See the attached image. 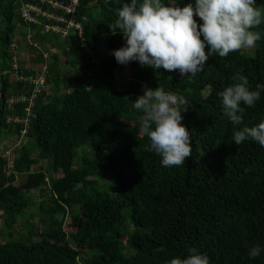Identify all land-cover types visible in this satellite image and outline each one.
Segmentation results:
<instances>
[{"label": "trees", "instance_id": "1", "mask_svg": "<svg viewBox=\"0 0 264 264\" xmlns=\"http://www.w3.org/2000/svg\"><path fill=\"white\" fill-rule=\"evenodd\" d=\"M28 2L39 4L0 0V138L28 139L12 164L0 154V264H168L191 249L209 264H264V147L232 141L238 129L218 95L239 82L234 76H245L260 99L241 105L240 127L264 121V22L252 29L261 34L255 47L211 54L191 79L133 61L123 83L117 73L125 65L113 53L126 41L109 25L130 0H81L88 50L74 32L64 38L25 23L20 9ZM162 2L182 7L195 0ZM256 3L264 14V0ZM28 30L32 48L53 50L31 60L48 72L31 107L30 77L42 69L19 66L15 45ZM63 62L73 69L65 78ZM145 87L188 101L182 123L193 150L184 165L162 166L140 134L143 113L133 104ZM40 161L47 171L31 174ZM34 192L42 198L38 225L30 213ZM256 245L261 254L250 258Z\"/></svg>", "mask_w": 264, "mask_h": 264}, {"label": "clouds", "instance_id": "2", "mask_svg": "<svg viewBox=\"0 0 264 264\" xmlns=\"http://www.w3.org/2000/svg\"><path fill=\"white\" fill-rule=\"evenodd\" d=\"M194 17L202 23L198 24ZM262 22L264 14L256 0H195L182 7L175 3L166 5L162 0H130L118 9V18L109 27L113 34L119 30L126 41L113 53L119 64L136 61L141 67L178 71L182 78L191 79L203 70L209 55L223 58L255 47L261 34L252 29ZM233 79L239 82L218 93L224 114L238 129L233 132L232 141L239 145L251 139L264 147V121L240 127L245 111L241 105L254 106L260 92L249 90L245 76ZM189 106L185 97L161 87H145L143 95L134 101L133 107L143 113L140 134L148 137L149 151L161 157L164 167L184 165L192 157L191 133L182 123V113ZM261 251L256 245L248 255L256 258ZM190 252L187 258L176 257L168 264H209L207 255L198 254L195 249Z\"/></svg>", "mask_w": 264, "mask_h": 264}, {"label": "built area", "instance_id": "3", "mask_svg": "<svg viewBox=\"0 0 264 264\" xmlns=\"http://www.w3.org/2000/svg\"><path fill=\"white\" fill-rule=\"evenodd\" d=\"M36 1L39 4L28 2L21 7V18L25 23L30 26H40L43 33L55 34L56 36H62L64 38L74 32L79 41V46L83 49H89L85 37L84 24L79 18L81 0ZM27 39L32 44V33H28ZM35 46H39V44L35 43ZM41 71L39 77H30V81L34 86V93L30 98V107L45 87V80L48 73L47 66H43Z\"/></svg>", "mask_w": 264, "mask_h": 264}, {"label": "rangeland", "instance_id": "4", "mask_svg": "<svg viewBox=\"0 0 264 264\" xmlns=\"http://www.w3.org/2000/svg\"><path fill=\"white\" fill-rule=\"evenodd\" d=\"M20 31H21V28L18 27L17 33L19 34ZM28 33H31V32L28 30ZM15 45H16V49H17L16 55L18 58V65L23 67V68L35 67L37 70H40L41 66L36 65V63L32 62L31 60H33L38 55L40 57L42 55L44 56V54H46V56H49L53 52L52 49L50 51H48L49 44L46 45V44L40 43L39 46H36L37 48H35V49L32 48L29 40L27 38H24V37H20V42L16 41ZM46 52H48V53H46ZM59 70H60L61 77L65 78L70 74V72L73 69L63 62L62 64H60ZM132 72H133L132 68L129 65H125L123 68H120V70L118 71L117 78H121L123 83H126L130 79V75ZM10 102L13 103L12 100ZM27 143H28V139L25 135H22L20 137L13 136V135H9L7 137H2V138H0V154L6 155L9 159V163L12 164L14 159L19 156L17 154V152L22 148L23 145H25ZM47 168H48V163L44 162V161H40L35 166V168H32L30 170V173L33 175L34 174L37 175L38 173H41V171L46 172ZM58 176L62 177L63 172H59ZM20 178L24 179L25 176L23 175ZM34 193H35L34 201L36 203V206L31 209L30 213L34 215V219H32V222L34 224L38 225L40 217L38 215H36V211L38 209L39 203L42 201V198L40 197L39 192H34ZM65 226H66V229L69 230V228H68L69 223L68 222Z\"/></svg>", "mask_w": 264, "mask_h": 264}]
</instances>
